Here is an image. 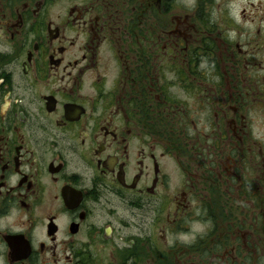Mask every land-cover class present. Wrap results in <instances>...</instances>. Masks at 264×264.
Wrapping results in <instances>:
<instances>
[{
    "label": "flooded vegetation",
    "instance_id": "af4514ba",
    "mask_svg": "<svg viewBox=\"0 0 264 264\" xmlns=\"http://www.w3.org/2000/svg\"><path fill=\"white\" fill-rule=\"evenodd\" d=\"M218 1L0 0V264H264V18Z\"/></svg>",
    "mask_w": 264,
    "mask_h": 264
},
{
    "label": "rangeland",
    "instance_id": "374dc122",
    "mask_svg": "<svg viewBox=\"0 0 264 264\" xmlns=\"http://www.w3.org/2000/svg\"><path fill=\"white\" fill-rule=\"evenodd\" d=\"M180 2L187 8L191 4V2H193V0H180ZM224 2L225 3H223V0H219L217 4L221 12L224 11L225 8H229L231 9L232 13L237 15L239 14V16L242 15L243 19H247V21H245L244 23L240 21V23L242 24L241 28H243L241 29V32L243 34L246 33L248 28H250L249 21L254 17L255 14H259L260 19L264 18V0H224ZM182 10V8L175 9L174 12H182ZM184 11L188 12V9ZM253 125L256 131L255 134L259 136L264 134V130H262L264 129V127L256 118L253 121ZM178 176L177 173H175V177H177V179H179Z\"/></svg>",
    "mask_w": 264,
    "mask_h": 264
}]
</instances>
